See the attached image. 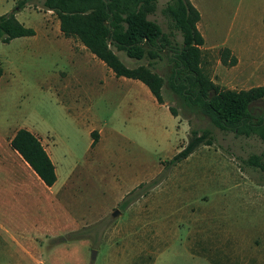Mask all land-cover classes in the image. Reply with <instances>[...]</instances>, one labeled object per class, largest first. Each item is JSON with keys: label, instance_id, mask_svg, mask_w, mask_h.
<instances>
[{"label": "rangeland", "instance_id": "1", "mask_svg": "<svg viewBox=\"0 0 264 264\" xmlns=\"http://www.w3.org/2000/svg\"><path fill=\"white\" fill-rule=\"evenodd\" d=\"M20 1L0 0V16L19 12ZM25 1L18 18L30 13L28 22L40 26L45 8ZM168 1L158 0L149 15L166 32ZM191 1L202 15L203 66L215 83L264 86V0ZM42 39L40 32L38 41L0 40V264H264V169L246 162L264 154V141L222 131L184 108L170 85L167 51L152 70L178 116L126 85L100 96L113 81L101 64ZM226 48L239 68L222 62ZM115 50L130 67L150 61ZM252 108L264 113V100ZM20 128L49 144L59 174L53 191L14 152ZM193 129L210 130L213 143L169 165ZM6 175L18 179L15 193Z\"/></svg>", "mask_w": 264, "mask_h": 264}, {"label": "trees", "instance_id": "2", "mask_svg": "<svg viewBox=\"0 0 264 264\" xmlns=\"http://www.w3.org/2000/svg\"><path fill=\"white\" fill-rule=\"evenodd\" d=\"M21 0L18 9L24 7ZM158 0H44L43 7L53 10L66 37L78 38L96 57L101 59L116 76L142 81L159 103H165L162 88L164 78L152 70V65L167 51L174 68L170 77L172 89L182 100V106L189 112L201 113L211 124L222 131L236 136H255L264 141V113L255 114L253 104L264 100V86L248 89L221 88L203 66V34L198 28L201 13L191 0H169L161 9L168 19L169 31L150 14L157 11ZM36 32L20 22L15 13L0 16V40L10 42ZM177 33L182 40L177 39ZM124 51L129 57L150 59L148 64L127 66L116 50ZM224 64L235 65L238 61L231 50L222 51ZM3 68L0 67V79ZM171 113L178 111L169 107ZM99 132L93 130V145ZM210 130L200 133L193 129L188 143L169 161L176 165L191 155L200 144L211 145ZM11 146L29 164L46 186L57 180L55 164L38 136L27 128H20L11 139ZM264 154L251 155L246 162L264 169L261 158Z\"/></svg>", "mask_w": 264, "mask_h": 264}, {"label": "crops", "instance_id": "3", "mask_svg": "<svg viewBox=\"0 0 264 264\" xmlns=\"http://www.w3.org/2000/svg\"><path fill=\"white\" fill-rule=\"evenodd\" d=\"M43 2H44V0H40V8L43 7ZM23 9H18L17 11H19V12H16L15 16L17 17V19L20 22H22L27 27L33 28L36 33L34 35H32V36H22V37H18V38H30V40L38 41L40 39V32H42V38H43L42 40L46 44L52 45L54 48H55V46H57V47L60 46L61 47V45H62L64 47V51H69V53L73 54L74 56L85 55L86 57H88L91 60H93L94 62H96L97 65L101 64L105 68V71H106L107 75L110 78H112V80H113L112 82H114V83H112V82L108 83L107 82L104 86H102L100 88V91H97V93H99L100 96H102L103 94H107V90L110 87V85L113 86V85L117 84L116 87H124L126 85V90L125 91H127V92L131 88H134V89L137 88V89H140V91H143L147 97L149 96V94H151L153 97H155L152 94V92L150 91V89L148 88V86H146L142 81L137 80V79H133V78L124 77V76H120V77L116 76V74L112 71V69L109 68L101 59L96 57L78 38H76V37H66L61 31L60 20H59L57 14L53 10H46V9L44 10L43 16L38 22V24L40 26L37 27L34 24H32V22H28L29 21V17H30V13L24 16V18H23L24 20H20L18 18L19 14L21 12H23ZM201 19H202V15H201ZM201 19L198 22V28L201 31V33L203 34L202 29H201ZM39 27H41V30L39 29ZM203 36H204V39L206 40V37H205L204 34H203ZM15 39H17V38H15ZM236 57H237L238 61L234 65V67H238L239 68V66H241V60H240V58L238 56H236ZM101 62H103V63H101ZM138 81H140V82H138ZM240 81L243 82L241 79H240ZM155 100L158 102L156 97H155ZM159 104L164 105L170 111L169 106L166 104V102L165 103H159ZM36 136H38V135H36ZM40 140H41L42 144L44 145V147L46 148L47 152L49 153V151H48L49 144L47 145V142L43 141L42 139H40ZM89 142H90V140H89ZM95 144H96V142H95ZM91 145L94 146L93 145V140H92ZM14 152L22 160V162H24V164L29 168L30 167L29 164L22 158V156L16 150ZM49 155H50L52 161L54 162V160H53V158H52L50 153H49ZM56 163L57 162L55 161L54 164H55L56 174H57V164ZM58 175L59 174H57V180H58ZM38 178L40 179L39 176H38ZM40 180L44 184L42 179H40ZM57 180L50 187L45 185L48 188L47 190L53 191V188L56 185ZM17 185H19L18 184V179H16L14 177V175H6V178H5V187L6 188H8V189H10V190H12L14 192V189L16 188ZM21 185H23V182H21Z\"/></svg>", "mask_w": 264, "mask_h": 264}, {"label": "water", "instance_id": "4", "mask_svg": "<svg viewBox=\"0 0 264 264\" xmlns=\"http://www.w3.org/2000/svg\"><path fill=\"white\" fill-rule=\"evenodd\" d=\"M120 211L118 209H116L114 212H113V216H117L119 215Z\"/></svg>", "mask_w": 264, "mask_h": 264}]
</instances>
